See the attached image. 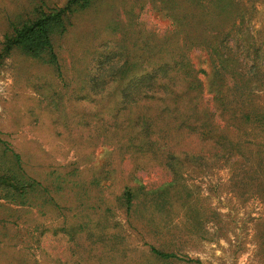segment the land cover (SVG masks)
I'll list each match as a JSON object with an SVG mask.
<instances>
[{"label": "rangeland", "instance_id": "374dc122", "mask_svg": "<svg viewBox=\"0 0 264 264\" xmlns=\"http://www.w3.org/2000/svg\"><path fill=\"white\" fill-rule=\"evenodd\" d=\"M66 2L0 0V52L13 25ZM234 3L233 10L239 3L250 18L247 33L259 42L264 0ZM197 6L191 0H92L68 13L65 28L53 34L61 75L46 58L19 48L0 58V264H264V192L243 189L231 170L235 158L217 159L212 142L194 134L178 144L202 150L209 164L181 167L164 210L151 213L149 202L127 210L119 200L126 187L154 189L173 173L160 159L128 152L123 130L102 131L111 88L92 96L88 87L109 53L117 60L122 53L140 54L147 36L153 47L165 33L172 39L180 27L171 17ZM191 57L211 87L207 97L220 86L223 91L224 79L213 83L207 54L193 48ZM4 176L22 192L2 183ZM150 245L178 258L159 259Z\"/></svg>", "mask_w": 264, "mask_h": 264}, {"label": "trees", "instance_id": "16d2710c", "mask_svg": "<svg viewBox=\"0 0 264 264\" xmlns=\"http://www.w3.org/2000/svg\"><path fill=\"white\" fill-rule=\"evenodd\" d=\"M91 2L67 0L62 7L41 11L37 18L13 25L0 58L19 48L34 57L46 58L59 71L53 34L65 28L68 13L85 9ZM191 5H198L197 9L188 10L186 16L171 17L180 27L172 39L165 33L153 47L147 36L140 54L122 53L117 60L109 53L89 77L92 96L111 88L110 117H103L102 131L123 130L128 152L137 150L144 158L160 159L173 173L171 181L154 189L126 187L119 200L128 211L145 202L153 205L151 213L164 210L171 201L170 189L182 178L181 167L185 163L209 164L210 157L202 150L179 146V139L186 134L196 135L203 143L212 142L217 159L235 158L231 170L237 171L243 189L252 187L264 192V38L258 42L247 33L250 18L247 20L239 10V3L237 11L233 10L234 0H191ZM184 26L189 28L187 32ZM193 48L207 54L213 83L217 77L224 79V90L218 87L211 99L206 95L212 92L211 87L200 77L201 70L192 60ZM81 99L88 100V95ZM255 137L263 144L256 143ZM13 156L19 164L20 155L14 152ZM1 180L9 189L22 192L21 185L10 177ZM150 252L162 260L178 258L154 245H150Z\"/></svg>", "mask_w": 264, "mask_h": 264}]
</instances>
